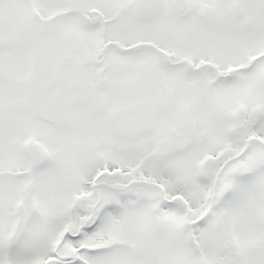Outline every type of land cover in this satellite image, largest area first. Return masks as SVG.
<instances>
[{
  "label": "snow or ice",
  "instance_id": "1",
  "mask_svg": "<svg viewBox=\"0 0 264 264\" xmlns=\"http://www.w3.org/2000/svg\"><path fill=\"white\" fill-rule=\"evenodd\" d=\"M0 264H264V0H0Z\"/></svg>",
  "mask_w": 264,
  "mask_h": 264
}]
</instances>
